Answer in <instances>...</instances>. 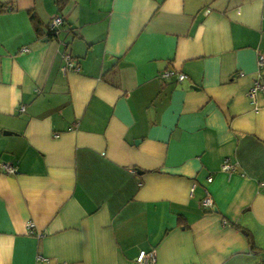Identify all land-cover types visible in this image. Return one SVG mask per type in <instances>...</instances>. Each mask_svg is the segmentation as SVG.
<instances>
[{"label":"crops","instance_id":"0c3cea01","mask_svg":"<svg viewBox=\"0 0 264 264\" xmlns=\"http://www.w3.org/2000/svg\"><path fill=\"white\" fill-rule=\"evenodd\" d=\"M261 57L264 0H0V264H264Z\"/></svg>","mask_w":264,"mask_h":264},{"label":"built area","instance_id":"2783aa9c","mask_svg":"<svg viewBox=\"0 0 264 264\" xmlns=\"http://www.w3.org/2000/svg\"><path fill=\"white\" fill-rule=\"evenodd\" d=\"M64 17L63 16H56L53 18L52 24L50 26V31L53 33V35H56L59 33V27H61L64 24ZM64 59L66 61V64L63 66L62 71L63 73L67 74L69 72H79L80 67L78 62L69 54L64 55ZM264 65V57H261L259 59V66L262 67ZM176 76L177 79L182 82L185 78L186 75L183 73H176L175 71H167L164 74V77H172ZM260 91L264 92V82L261 80H256L253 86V89L250 93V98L254 100L256 94ZM25 108H22V111H24ZM224 170L226 171H231L232 166L229 163V161H226L224 165ZM0 172H5L8 174H16L18 170L12 166L11 164H6V163H0ZM209 182H212V179H209ZM202 206L206 210H213L214 206V201L209 193H207V196L203 199L202 201ZM28 228L32 231L34 228V224L32 222L27 223ZM137 263L139 264H157V254L155 250L151 251H141L136 259ZM66 264V263H62Z\"/></svg>","mask_w":264,"mask_h":264},{"label":"trees","instance_id":"16d2710c","mask_svg":"<svg viewBox=\"0 0 264 264\" xmlns=\"http://www.w3.org/2000/svg\"><path fill=\"white\" fill-rule=\"evenodd\" d=\"M32 22L34 23V26L36 27L35 29H36V31L37 32H39L40 33V25H39V23H38V20H37V17H36V15H32ZM52 33V32H51ZM53 34V33H52ZM242 229V228H241ZM246 232V234H247V236H248V239H249V243H250V246H251V248H252V250L254 251V252H258V253H262L263 251L262 250H260V249H258L256 246H255V244H254V241H253V238H252V235L248 232V231H245Z\"/></svg>","mask_w":264,"mask_h":264},{"label":"water","instance_id":"95a60500","mask_svg":"<svg viewBox=\"0 0 264 264\" xmlns=\"http://www.w3.org/2000/svg\"><path fill=\"white\" fill-rule=\"evenodd\" d=\"M59 34V33H58ZM58 34H56L55 36L57 37L58 36Z\"/></svg>","mask_w":264,"mask_h":264}]
</instances>
